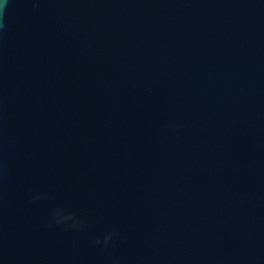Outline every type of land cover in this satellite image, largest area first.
Returning a JSON list of instances; mask_svg holds the SVG:
<instances>
[{"label":"water","instance_id":"water-1","mask_svg":"<svg viewBox=\"0 0 264 264\" xmlns=\"http://www.w3.org/2000/svg\"><path fill=\"white\" fill-rule=\"evenodd\" d=\"M0 0V264H264V0Z\"/></svg>","mask_w":264,"mask_h":264},{"label":"clouds","instance_id":"clouds-1","mask_svg":"<svg viewBox=\"0 0 264 264\" xmlns=\"http://www.w3.org/2000/svg\"><path fill=\"white\" fill-rule=\"evenodd\" d=\"M6 4H7V0H5V5H4V7H6Z\"/></svg>","mask_w":264,"mask_h":264}]
</instances>
